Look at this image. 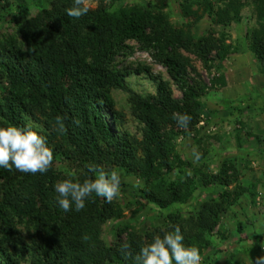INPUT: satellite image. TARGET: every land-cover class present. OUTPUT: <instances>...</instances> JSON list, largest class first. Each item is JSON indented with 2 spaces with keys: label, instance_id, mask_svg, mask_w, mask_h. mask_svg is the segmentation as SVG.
Segmentation results:
<instances>
[{
  "label": "trees",
  "instance_id": "16d2710c",
  "mask_svg": "<svg viewBox=\"0 0 264 264\" xmlns=\"http://www.w3.org/2000/svg\"><path fill=\"white\" fill-rule=\"evenodd\" d=\"M8 1L0 0L6 5ZM212 2L184 0L183 12L186 17L198 18L202 6L212 24L229 27L240 24L243 10L250 9L253 26L246 30V46L264 68V0ZM72 3L52 0L50 8L40 5L42 9L33 17L17 22L18 46L9 43L0 49V126L34 125L33 130L46 138L54 153L52 166L43 174L0 168L1 264H134L121 251L124 243L135 256L155 235L176 226L184 244L198 247L202 255L212 247L221 215L245 190L228 191L234 182L228 175L234 169L229 161L210 178L200 173L201 186L194 184L197 171L191 178L175 146L174 129L184 128L172 115H190L187 129H191L204 91L190 78L191 73L197 75L196 70L181 53L193 54L203 65L216 62L215 66H220L229 50L227 35L216 37L209 31L193 39L182 30H173L150 4L110 14L100 3L77 19L66 12ZM20 10H26L25 6ZM134 50L165 69L180 91V99L161 90L155 97L142 98L127 89L116 61L131 56ZM142 71L138 68L137 72ZM112 90L127 94L134 118L143 124L141 141L118 135L114 123L102 113L100 103L108 101ZM57 116L64 118V133L57 129ZM89 165L121 173L127 180L121 181L122 193L133 206L155 208L163 215L161 227L144 224L139 231L121 224L115 243L107 246L101 229L110 220L124 218L125 207L119 197L107 202L93 193L85 199L84 209L76 211L73 203L65 212L57 202L54 185L64 179L81 183L94 179L96 173L89 172ZM211 186L222 189L216 200L202 202L187 216L177 210L176 206L187 204L197 190L202 195Z\"/></svg>",
  "mask_w": 264,
  "mask_h": 264
},
{
  "label": "rangeland",
  "instance_id": "374dc122",
  "mask_svg": "<svg viewBox=\"0 0 264 264\" xmlns=\"http://www.w3.org/2000/svg\"><path fill=\"white\" fill-rule=\"evenodd\" d=\"M51 2L9 0L8 5L0 2V49L9 43L16 48L19 44L15 36L17 22L33 17L42 6L50 8ZM100 3L110 14L121 8L150 4L157 13L166 17L173 30H182L196 40L209 31L215 32L216 37L221 33L227 35L225 45L229 50L222 57L220 66H215L218 65L216 62L212 66L211 63L203 65L193 54L181 53L196 70L197 75L191 73L190 78L200 83L204 91L196 124L191 129H174L177 135L175 146L181 160L187 164L191 178L197 171L193 180L197 187L201 186L200 173L210 178L218 173L224 161H229L234 169L228 175L234 182L228 191L245 190L221 215L211 240L212 247L202 252L201 264H252L257 256L264 255V68L246 46V30L253 26L249 19L250 9L243 10L240 24L220 27L211 23L202 6L198 18L186 17L184 0H86L91 11ZM22 5L26 10H20ZM212 56H215L214 52ZM116 64L123 74L125 86L137 96L155 97L161 90L172 99H180V91L168 78L165 69L155 64L147 54L134 50L131 56L118 59ZM138 68L144 71L138 73ZM107 100L100 103V108L107 121L114 123L116 133L141 141L143 124L134 118L127 94L112 90ZM194 147L201 154L197 162L192 156ZM120 177L121 181L127 182ZM221 190L218 186L207 187L202 195L197 190L187 204L176 208L187 216L188 212H195L202 202L212 198L216 200ZM122 192L120 190L118 197L125 207L124 218L121 221L110 220L101 229L102 241L107 246L115 243L121 224H129L140 231L144 224L161 227L164 223L163 215L155 208L133 206L130 198ZM127 203L130 205L125 206Z\"/></svg>",
  "mask_w": 264,
  "mask_h": 264
},
{
  "label": "clouds",
  "instance_id": "9594fccd",
  "mask_svg": "<svg viewBox=\"0 0 264 264\" xmlns=\"http://www.w3.org/2000/svg\"><path fill=\"white\" fill-rule=\"evenodd\" d=\"M86 0H73L72 6L66 10L69 17L79 19L88 13ZM172 118L179 127L187 129L192 117L186 113H173ZM79 123V121H74ZM59 132H66L64 118L56 117ZM34 125L24 128L8 125L0 126V168L35 175L46 173L54 160L53 150L48 147L46 138L33 130ZM194 162L199 161L201 154L194 147L192 149ZM89 172L96 173L95 178H87L82 183L72 179L58 181L54 185L59 206L68 212L72 209L81 211L85 207V199L93 193L97 197L112 202L120 195L121 177L116 170L105 171L97 165H89ZM87 240L88 237L83 238ZM121 251L127 259L131 257L134 264H201L202 257L196 246H186L184 236L178 226L173 231H166L163 235H155L150 243L145 244L133 256L130 245L124 243ZM264 251V249H262ZM252 264H264V255L257 256Z\"/></svg>",
  "mask_w": 264,
  "mask_h": 264
}]
</instances>
